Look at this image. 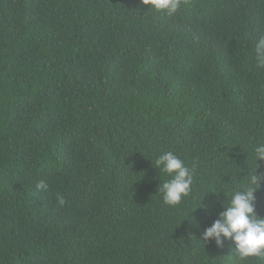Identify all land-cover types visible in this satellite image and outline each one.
Returning a JSON list of instances; mask_svg holds the SVG:
<instances>
[{
    "label": "trees",
    "instance_id": "16d2710c",
    "mask_svg": "<svg viewBox=\"0 0 264 264\" xmlns=\"http://www.w3.org/2000/svg\"><path fill=\"white\" fill-rule=\"evenodd\" d=\"M262 36L264 0H186L171 17L0 0V264H261L200 236L257 167ZM167 151L195 166L177 205L158 192ZM256 196L264 216V183Z\"/></svg>",
    "mask_w": 264,
    "mask_h": 264
},
{
    "label": "clouds",
    "instance_id": "9594fccd",
    "mask_svg": "<svg viewBox=\"0 0 264 264\" xmlns=\"http://www.w3.org/2000/svg\"><path fill=\"white\" fill-rule=\"evenodd\" d=\"M184 2L186 0H140L141 4L169 17L176 14ZM254 58L257 68L264 69V36L255 43ZM253 153L257 167L248 172L243 182L231 192L227 202L224 200L219 218L202 232L200 238L205 243L215 241L217 247H223L225 239L231 240L233 251L240 260L255 257L264 264V216L256 211V192L264 183V175L257 171L258 161L264 160V142L258 141L253 146ZM155 167L171 177L158 187V192L163 194V202L167 205L179 204L192 190L195 166L189 167L176 153L167 151L156 158ZM48 187L43 180L36 184L37 190L47 191ZM57 199L61 205L65 203L62 195L58 194Z\"/></svg>",
    "mask_w": 264,
    "mask_h": 264
}]
</instances>
